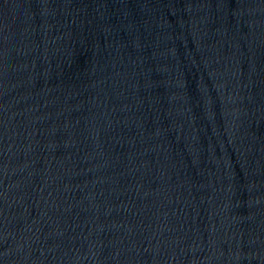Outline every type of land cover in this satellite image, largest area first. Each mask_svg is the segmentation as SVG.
Here are the masks:
<instances>
[{"label": "water", "instance_id": "obj_1", "mask_svg": "<svg viewBox=\"0 0 264 264\" xmlns=\"http://www.w3.org/2000/svg\"><path fill=\"white\" fill-rule=\"evenodd\" d=\"M0 264H264V0H0Z\"/></svg>", "mask_w": 264, "mask_h": 264}]
</instances>
